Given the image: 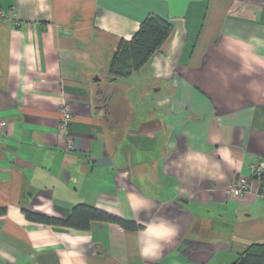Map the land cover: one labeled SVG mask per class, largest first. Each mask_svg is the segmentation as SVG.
Wrapping results in <instances>:
<instances>
[{"label": "crops", "instance_id": "1", "mask_svg": "<svg viewBox=\"0 0 264 264\" xmlns=\"http://www.w3.org/2000/svg\"><path fill=\"white\" fill-rule=\"evenodd\" d=\"M149 14L171 31L110 81ZM0 120V264H231L264 242V0H0ZM83 206L137 228L24 215ZM162 219L176 235L146 258L142 229Z\"/></svg>", "mask_w": 264, "mask_h": 264}, {"label": "trees", "instance_id": "2", "mask_svg": "<svg viewBox=\"0 0 264 264\" xmlns=\"http://www.w3.org/2000/svg\"><path fill=\"white\" fill-rule=\"evenodd\" d=\"M170 31L171 24L167 20L153 14L147 15L129 40H120L109 61V80L116 81L119 77L130 75L138 70L157 52ZM3 213L4 209L0 208V214ZM24 215L30 221L45 225L87 229L89 220L96 219L117 223L125 229L137 228L132 221L90 206H83L80 209L77 207V210H73L66 220L29 210H24ZM231 264H264V242L250 243Z\"/></svg>", "mask_w": 264, "mask_h": 264}, {"label": "built area", "instance_id": "3", "mask_svg": "<svg viewBox=\"0 0 264 264\" xmlns=\"http://www.w3.org/2000/svg\"><path fill=\"white\" fill-rule=\"evenodd\" d=\"M72 113L67 104L62 105L61 118L59 120V131L66 139V148L72 147V141L69 138L70 133V119ZM5 125V121L0 120V126ZM252 176L261 178L264 176V161H258L250 165ZM250 183L245 179H239L231 182L226 188V194L231 198L243 196L249 191Z\"/></svg>", "mask_w": 264, "mask_h": 264}, {"label": "clouds", "instance_id": "4", "mask_svg": "<svg viewBox=\"0 0 264 264\" xmlns=\"http://www.w3.org/2000/svg\"><path fill=\"white\" fill-rule=\"evenodd\" d=\"M142 234L144 238L140 252L142 256L148 258L156 254L162 242L168 241L176 235V227L163 219L159 223L148 221L142 229Z\"/></svg>", "mask_w": 264, "mask_h": 264}]
</instances>
